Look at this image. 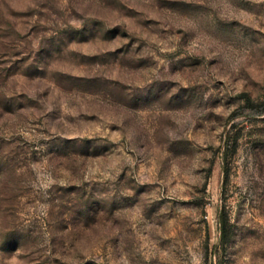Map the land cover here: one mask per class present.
Masks as SVG:
<instances>
[{
	"label": "rangeland",
	"instance_id": "374dc122",
	"mask_svg": "<svg viewBox=\"0 0 264 264\" xmlns=\"http://www.w3.org/2000/svg\"><path fill=\"white\" fill-rule=\"evenodd\" d=\"M248 100L264 0H0V264H264Z\"/></svg>",
	"mask_w": 264,
	"mask_h": 264
},
{
	"label": "trees",
	"instance_id": "16d2710c",
	"mask_svg": "<svg viewBox=\"0 0 264 264\" xmlns=\"http://www.w3.org/2000/svg\"><path fill=\"white\" fill-rule=\"evenodd\" d=\"M243 112H247L249 116L264 115V101L254 102L252 100H248L244 106ZM235 114H238V112L236 111ZM220 229L221 242L224 244L228 239L229 231L226 216L222 212L220 213Z\"/></svg>",
	"mask_w": 264,
	"mask_h": 264
}]
</instances>
